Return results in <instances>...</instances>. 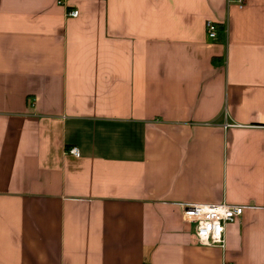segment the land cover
Instances as JSON below:
<instances>
[{"label": "crops", "instance_id": "crops-1", "mask_svg": "<svg viewBox=\"0 0 264 264\" xmlns=\"http://www.w3.org/2000/svg\"><path fill=\"white\" fill-rule=\"evenodd\" d=\"M0 264H264V0H0Z\"/></svg>", "mask_w": 264, "mask_h": 264}, {"label": "built area", "instance_id": "built-area-1", "mask_svg": "<svg viewBox=\"0 0 264 264\" xmlns=\"http://www.w3.org/2000/svg\"><path fill=\"white\" fill-rule=\"evenodd\" d=\"M242 5L243 0H236ZM58 3H61L58 2ZM71 17H76V9L66 11ZM205 31L209 40H214L217 35V25L212 20L205 21ZM68 153L78 156V150L70 147ZM182 218L185 222L194 225V237L197 243L202 246H219L224 247V225L228 222H235L244 209L250 206L227 204L220 202L216 204H180Z\"/></svg>", "mask_w": 264, "mask_h": 264}]
</instances>
